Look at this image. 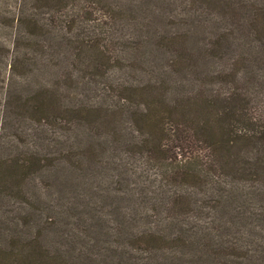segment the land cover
Returning <instances> with one entry per match:
<instances>
[{
  "label": "trees",
  "instance_id": "1",
  "mask_svg": "<svg viewBox=\"0 0 264 264\" xmlns=\"http://www.w3.org/2000/svg\"><path fill=\"white\" fill-rule=\"evenodd\" d=\"M0 18V264H264V0Z\"/></svg>",
  "mask_w": 264,
  "mask_h": 264
},
{
  "label": "rangeland",
  "instance_id": "2",
  "mask_svg": "<svg viewBox=\"0 0 264 264\" xmlns=\"http://www.w3.org/2000/svg\"><path fill=\"white\" fill-rule=\"evenodd\" d=\"M0 21H1V18H0ZM4 37L6 38L7 35H6L5 31L3 32V30H2V31H0V39L1 38L3 39ZM9 114L11 115V113H9ZM9 114L5 113L4 116H8ZM5 129H7L5 134L8 133L7 138H9V136L12 134V129H10V130L8 128H5ZM2 130H4V129H2ZM20 205L21 204L19 202L13 201V200H11L8 203L1 202V205H0V222H2L1 223L2 229H5L7 231H12L14 233L17 230H19L20 226H15L12 223L15 221H17V223L21 222L22 216H20V212L18 210V208H20ZM261 226L264 227L263 225H261Z\"/></svg>",
  "mask_w": 264,
  "mask_h": 264
}]
</instances>
